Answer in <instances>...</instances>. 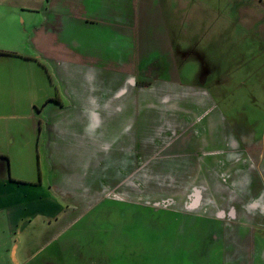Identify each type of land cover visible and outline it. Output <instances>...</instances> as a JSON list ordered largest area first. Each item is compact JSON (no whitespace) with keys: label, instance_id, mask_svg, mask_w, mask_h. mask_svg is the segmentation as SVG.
Segmentation results:
<instances>
[{"label":"crops","instance_id":"obj_1","mask_svg":"<svg viewBox=\"0 0 264 264\" xmlns=\"http://www.w3.org/2000/svg\"><path fill=\"white\" fill-rule=\"evenodd\" d=\"M127 1L0 0V264H111L108 238L95 246L78 234L65 240L70 249L61 240L79 220L71 209L100 198L90 193L141 196L148 176L143 61L133 59L128 74L126 50L111 36L136 32L142 14ZM111 42L119 43L115 55ZM238 60L231 74L186 83L193 103L207 104L186 125L201 168H186V187L157 205L182 209L186 225H198V234L168 237L197 246L209 264H264V63ZM106 156L114 171L100 169ZM223 161L229 167L218 168Z\"/></svg>","mask_w":264,"mask_h":264},{"label":"rangeland","instance_id":"obj_2","mask_svg":"<svg viewBox=\"0 0 264 264\" xmlns=\"http://www.w3.org/2000/svg\"><path fill=\"white\" fill-rule=\"evenodd\" d=\"M127 2L137 5L142 14L137 17L136 32L112 33L111 36L118 37L126 50L128 74L134 71L133 59L141 57L143 61L140 67L143 80L142 168L148 176L142 178L141 196L139 192H119L124 196L108 198L101 193H90L100 198L89 205L79 203L71 209L68 216L79 220L73 228L64 230L63 248H71L65 244L68 237L82 234L87 243L95 246L97 239H109L111 264H209L203 256L206 253L199 254L197 246L192 244L186 248L189 244L186 240L176 246L168 237L198 234V225L192 222L186 225V212L182 209L157 205L165 204L160 201L174 190L186 187V168H201L199 141L189 135L186 125L200 119L207 104L203 103L200 110L198 103H193V92L186 91V83L198 76L226 75L232 72L233 63L238 59L244 61L254 57L264 63V0ZM133 45H136V54L131 49ZM118 47L119 43L111 42L114 55L119 52ZM250 67L261 68L255 63ZM244 68L240 74L250 70L248 65ZM132 95L129 90L128 101ZM195 99L197 101L198 97ZM203 100L207 101L205 96ZM213 116L209 117L214 119ZM25 121L20 120L19 124L23 127ZM40 151L45 158L43 146ZM140 158L137 154L135 168L140 167ZM105 159L100 169L108 167V171H114V159L111 156ZM206 167L214 166L207 164ZM217 167L227 168L229 162H220ZM44 169L47 173L48 168ZM173 172L181 176H172ZM241 181L246 184L245 177ZM55 244L47 246L46 251ZM113 251H119L120 255H113ZM211 264H219L218 259Z\"/></svg>","mask_w":264,"mask_h":264}]
</instances>
